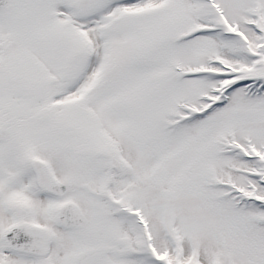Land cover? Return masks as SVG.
<instances>
[{"label": "snow or ice", "instance_id": "obj_1", "mask_svg": "<svg viewBox=\"0 0 264 264\" xmlns=\"http://www.w3.org/2000/svg\"><path fill=\"white\" fill-rule=\"evenodd\" d=\"M0 264H264V0H0Z\"/></svg>", "mask_w": 264, "mask_h": 264}]
</instances>
